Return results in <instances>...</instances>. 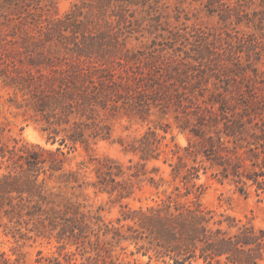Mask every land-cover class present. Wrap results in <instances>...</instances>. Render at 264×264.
Returning a JSON list of instances; mask_svg holds the SVG:
<instances>
[{"label":"rangeland","instance_id":"obj_1","mask_svg":"<svg viewBox=\"0 0 264 264\" xmlns=\"http://www.w3.org/2000/svg\"><path fill=\"white\" fill-rule=\"evenodd\" d=\"M254 172L264 0H0V264H173L123 213L199 204L264 230Z\"/></svg>","mask_w":264,"mask_h":264},{"label":"trees","instance_id":"obj_2","mask_svg":"<svg viewBox=\"0 0 264 264\" xmlns=\"http://www.w3.org/2000/svg\"><path fill=\"white\" fill-rule=\"evenodd\" d=\"M197 135L200 136V134ZM205 156L208 157L209 154ZM25 161L28 166L34 167L44 163L36 152L31 154V160L25 158ZM218 165L222 167L225 178L230 176L224 164ZM232 169L231 174L238 178L236 183L241 184L239 189L244 192L243 186L246 183L239 178V166L234 165ZM246 178L252 181L251 185L256 186L257 195L259 191L264 192V173L254 172L247 174ZM6 180L11 182L8 178ZM73 214H75L73 217L61 218V230L64 231L63 234L68 233L66 236L72 244H76L86 226L82 215L77 217V212ZM123 219L131 221L148 232L153 240L158 241L157 247H165L173 252L175 256L170 257L174 261L173 264H185L186 261H191L195 258L196 251H199V257L203 258L207 264H211V261L219 263L221 258L225 259L226 264L264 262V230L246 225L238 227L235 232L223 230L220 228L222 222L214 221L212 212L199 204L195 208L189 205L175 206L173 211L169 205L165 208L158 207L151 209L148 214L141 213L139 218L123 213ZM56 221L52 223L57 225Z\"/></svg>","mask_w":264,"mask_h":264}]
</instances>
